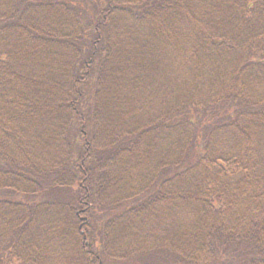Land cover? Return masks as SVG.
I'll use <instances>...</instances> for the list:
<instances>
[{"label": "trees", "instance_id": "16d2710c", "mask_svg": "<svg viewBox=\"0 0 264 264\" xmlns=\"http://www.w3.org/2000/svg\"><path fill=\"white\" fill-rule=\"evenodd\" d=\"M8 1L0 0V264H41L33 233L42 214L48 230L64 219L68 255L51 250L52 264H264V0H89V24L66 0H10L12 9ZM40 4L43 15L33 13ZM145 22L146 42L137 37ZM156 58L169 64L165 83L170 74L171 101L159 111L148 85L161 79ZM32 135L51 142L45 161L31 157ZM155 141L154 173L138 179ZM86 213L98 257L81 243Z\"/></svg>", "mask_w": 264, "mask_h": 264}, {"label": "rangeland", "instance_id": "374dc122", "mask_svg": "<svg viewBox=\"0 0 264 264\" xmlns=\"http://www.w3.org/2000/svg\"><path fill=\"white\" fill-rule=\"evenodd\" d=\"M70 1H72V0H70ZM93 1L99 6L102 3L103 4L102 8H105V6H106V1L105 0H93ZM43 5L41 6V4H40V7H39V9L37 11L35 9L34 12H33L31 10L32 9L31 7H29L28 10L30 11V13L38 12V13L43 15V9H42ZM93 5L94 4L91 3V1H89V0H80V5H77L75 3H71V2H69V0H66V2H64V7L67 8L69 14L73 12V14H75L74 17L76 19L80 20L81 22H83L84 24L89 22L86 19V17H85V12L84 11L88 10V12H93L94 11V9L92 8ZM11 6H12V3L10 2V0L8 1V3L6 5H3V7H7L9 9H12ZM60 17L62 18V16H60ZM25 18L26 17H24V19ZM137 37L141 41H145V42H146L147 39L151 38L150 29H148L147 22H145L143 24V26H140L139 34L137 35ZM50 42H51V45L63 47V43L59 39H52V40H50ZM77 46H78L77 43H69V47H65V48H67L69 51H71V53H75L79 49ZM91 49H92V46L90 48V44L88 43V48L86 47V49H84V52L81 53V57L85 53H87V56L82 60V63H85V62L89 63L90 62L88 60H89V54H91V51H90ZM142 51H143V49L141 48L139 52H142ZM150 64L153 67V69L156 70V73H158L160 75V77H161L160 80H150L148 82V85L154 86V92L151 94V105H152V108L159 111V109L162 106H163V109L166 108L167 106H169V103L171 101V98L168 95L170 93V90H169V88H165V84L168 82V80L170 78L169 71H167V74L165 73V75L167 76L166 83H165L164 77L161 76V72L165 70L166 66H168V68H169V64L164 63V61H162L159 58H156ZM165 64H166V66H165ZM139 66L142 67V68H145V67L148 66V64H147L146 61L142 60L140 62ZM122 79H123V77L121 76V80ZM140 83H142V79H141ZM87 89H86V92L90 95L91 94V88L90 89L87 88ZM140 92L143 95V87H141V91ZM14 129L16 131V127H14V126L10 127L11 136H12V133H14ZM11 136H8V135L4 136L3 135L1 140H3L5 138L4 143H6L8 140L12 141L11 140ZM24 137L27 140V137L26 136H24ZM24 137H22V138H24ZM39 140L34 135H32V137L28 138L27 142L31 146L37 147V149L35 148V149H33L31 151L32 152L31 157L38 158V160L40 162H42L43 158H44V161H45L44 148H49V147H47L45 145H48L51 142L45 143L43 140H41V139H39ZM12 142H14V145H15V140L12 141ZM81 142H82V139L80 137L78 145L80 146V148L84 149L85 146L81 145ZM155 143H156V141L152 142V145L150 147V156H149L148 160L146 162L142 163V165L138 169V174H139L138 179L140 177H142L143 175H145L146 177H149L150 173L153 170H155L156 164L158 163L159 156H160V154H158V145H156ZM164 149H166V146L164 147ZM131 155H132L131 153H129L127 151H124L123 152V157L121 159L129 160V157ZM142 157H143V152H142ZM26 162H28V161L26 160ZM153 173H154V171H153ZM76 187H79V186L76 185ZM51 195H53V192H50L46 196H51ZM43 201L44 200L39 201V202H43ZM88 208H91L90 205H88ZM40 211L43 213L44 209L41 207ZM54 214H56V210L54 211ZM59 214H60V212H59ZM97 214H98L97 217L101 216L100 212H98ZM60 216L57 217V218L55 217V218L50 220L51 223L56 224V228L52 229V230L44 229V227H42L44 225V223H45L44 220H46V218L44 217V214H42L41 216L38 217L41 220L37 219L38 224L39 225L42 224V225L37 230L34 229V231H37V232H36L35 235L33 233V236H36L35 240L37 241L38 247H39V250H40V257H41L40 262H41V264L56 263L57 256L54 257L52 255H48V252H50L51 250L55 251V252H58L59 254H61L63 256H67L68 255V245H67V241L65 240L64 234H63L64 230H65L64 229V219L60 221V219H59ZM88 216H89V213H86L85 215H81V219H80V221H78V224H77L79 226L82 225L81 228L79 227L80 228V234L82 235L81 243H83V245L85 247L88 246L87 250H89V248H90L89 252H93V253L95 252L94 254L97 255V257H98V249H97L98 244H97L96 241H94V242L92 241V236H93V238L98 239V231L95 228L93 229V225L94 224H92V223L85 227V225L88 223V220H89ZM26 230L33 231L32 228L26 229ZM57 236H58V238H57ZM53 248H55L56 250H54ZM153 255H155V253ZM153 255H151V256H153ZM159 260H160V257H156V259L152 260V264H157ZM161 261H163V264H167L168 263V262H165V261H167V260H165V257L162 260H160V263H161ZM143 262H144V260L142 259V263ZM1 264H9V263L8 262L5 263V261H3V262H1ZM12 264H17V262L16 261H12Z\"/></svg>", "mask_w": 264, "mask_h": 264}, {"label": "water", "instance_id": "95a60500", "mask_svg": "<svg viewBox=\"0 0 264 264\" xmlns=\"http://www.w3.org/2000/svg\"><path fill=\"white\" fill-rule=\"evenodd\" d=\"M82 227V225L80 226V228Z\"/></svg>", "mask_w": 264, "mask_h": 264}]
</instances>
